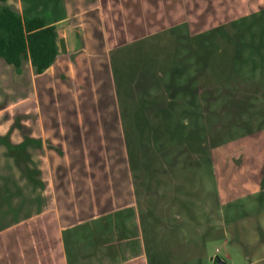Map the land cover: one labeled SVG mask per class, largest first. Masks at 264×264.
<instances>
[{
	"label": "rangeland",
	"instance_id": "1",
	"mask_svg": "<svg viewBox=\"0 0 264 264\" xmlns=\"http://www.w3.org/2000/svg\"><path fill=\"white\" fill-rule=\"evenodd\" d=\"M85 2L59 13L70 18L58 26L61 54L46 72L35 75L24 60L16 73L0 59V264H34L29 245L49 236L55 208L85 204L87 190L113 192L120 205L130 192L137 213L153 224L151 262L164 250L171 264H196L197 256L200 264H218L216 256L224 264H264V123L256 112L264 96L251 90L258 97L247 100L245 93L255 84L264 93V15L261 35L254 26L253 38L238 40L242 60L234 63L229 95H218V86L205 92L194 79L198 64L189 67L195 59L188 46L217 27L231 31L229 23L264 11V0H140L135 31L126 29L123 7L100 14L87 0L86 11L68 15ZM65 38L73 41L69 49ZM250 39L258 56L244 45ZM217 44L224 43L213 34L212 48ZM111 58L128 76L136 64L148 73V85L128 98L137 99V121L150 123L152 138L131 130ZM211 67L224 78L214 61Z\"/></svg>",
	"mask_w": 264,
	"mask_h": 264
},
{
	"label": "trees",
	"instance_id": "2",
	"mask_svg": "<svg viewBox=\"0 0 264 264\" xmlns=\"http://www.w3.org/2000/svg\"><path fill=\"white\" fill-rule=\"evenodd\" d=\"M263 15L264 11H260L258 14H251L250 18H240L237 21L229 23L228 27L231 31H228L224 26L217 27L214 30L208 31V33H200L196 35L192 38L191 41L188 42L190 53L194 54L195 59L189 67L192 68V66L198 64L197 68H193V71L196 73H194L195 75L193 76L194 79L196 78L199 81V83L207 86L205 92H207L208 87H213L212 90H214V87L218 86L220 89L218 95L223 94V92H225V95H229L227 88H229L230 83L232 84V82H230V75L234 71V63L235 61L240 62L242 60L241 51L243 44L239 43L238 40L243 38L244 34L248 35L250 38H253L256 32L255 30H253L254 28H252L254 26L260 29L259 34L261 35V32H263V27L260 23V20H262ZM243 21H248L246 24H244V27L241 26ZM245 31L249 32L245 33ZM213 34L214 36H218L220 41H223L224 43L223 45L217 44V50L215 48H212L211 45ZM244 45L245 47H247V49H250L251 54L255 53L257 56L259 55V51L257 49L258 44L254 45L251 39ZM58 54L59 46L57 27L53 23H51L45 15H20L6 4V0H0V58L3 59L7 64L11 65L16 73H21L23 61L29 60L33 73L35 75H41L54 64ZM111 61L114 74L116 89L115 91L118 97V102L120 108L122 106L126 107L125 111L128 113L132 125L131 130H135L138 139H141L144 136L152 138L154 136V129L151 128L150 123L144 120L137 121V119L140 118L136 113L139 108L138 104H135L137 99L129 100L128 98L135 87H138L140 85H148V82H146V80L148 79V73L146 72V70L141 69L142 67L140 68V65L136 64V70L130 71L134 74L133 78V76L130 74L128 76V72L118 71L114 58H111ZM212 61H214V67L219 71H222L224 78H221L220 74L214 73V69L213 67H211ZM155 64L157 66L160 65L158 62H156ZM137 65L139 66V69H137ZM177 65L174 66L176 70H178V68L179 70L183 68L179 65V67H177ZM174 68L172 67L171 71ZM154 83L158 86L157 80H155ZM168 84L171 85L172 83L170 82ZM184 87L186 88L187 85H184ZM260 88L261 86L258 84H255L254 86H245V93H247L248 96L247 100H250L252 98V94L250 92L253 91L251 90H255L256 94L258 92V94L260 93V96L263 97L264 93ZM128 91L130 92L128 93ZM188 92L189 98H191L190 102H192L193 95L191 91ZM224 94L222 95V97L225 96ZM144 95L145 94H142L141 96ZM220 97L221 96H218V98ZM257 97L258 95H256L255 98L253 97L252 99L256 100ZM130 101L131 107L126 105ZM247 105H249V102L247 103ZM131 109L133 111L132 113ZM256 112H259L262 118V122L264 123V107H257ZM147 117L148 116L146 114L142 116L143 119ZM6 143H9V141H7ZM6 146L12 149V151L16 149V146L12 147L7 144ZM126 147L128 149V143L126 144ZM147 157L148 156H146V158ZM128 158L129 161L132 158L131 151L129 149ZM26 159L30 162L29 156H26ZM26 171L29 176L30 173L28 171V168L26 169ZM30 180H32V178ZM36 182V184H38V187L44 188V184L42 182H38L37 180ZM138 216L144 246L146 247V253L149 256V238L152 242L153 240H155L154 233H152L153 224L148 223L146 217L143 214L140 213L138 214ZM152 254L150 255L151 257L153 256ZM171 257L172 254L170 251L157 253L156 262H163L164 259L166 260L165 262L170 263L171 261L169 260ZM195 261L196 264H200V257L197 256ZM214 262L216 261L214 260Z\"/></svg>",
	"mask_w": 264,
	"mask_h": 264
},
{
	"label": "crops",
	"instance_id": "3",
	"mask_svg": "<svg viewBox=\"0 0 264 264\" xmlns=\"http://www.w3.org/2000/svg\"><path fill=\"white\" fill-rule=\"evenodd\" d=\"M12 1L13 3L11 4L9 0H6V4L20 15H45L48 20L57 27L58 44H60L59 39L63 37L58 26L70 18L68 16L64 17V15L58 17L59 13L63 11L65 7H69L70 5L73 6V3L79 1L86 2L82 7L78 6L73 15L69 12L68 15H71V18L86 11L85 8L87 9V6L89 8L87 0ZM147 1L151 2L152 0ZM103 7L106 10L117 8L118 14L122 12L121 7H123L129 19L126 29L128 31H135L136 21L134 17L142 12L140 0H93L92 8H95L96 11L98 10L99 13H103L101 10ZM77 30L78 29L75 31L76 36L79 35ZM87 39L88 37L84 40ZM64 40L67 43V49H69L70 47L68 46H72L73 44L72 39L65 38ZM92 42H94L96 46L99 45L94 40H92ZM92 42L89 44H92ZM85 44H87L86 41ZM60 54L61 53L58 54L54 64L58 60ZM47 185L53 187L52 183H48ZM54 189L58 190L56 185ZM129 193L126 192L122 195V197L127 195L131 198L125 205L118 204V198H120V196L115 195L113 192L102 191L98 196H92L90 190H87L83 193V197L85 198L83 201L86 202L85 204H81L78 207L76 202H74V205L72 204L73 206L67 210L68 213H66L67 211H58L56 207L51 219L53 229L51 228L52 231L49 236L45 237V235H40L33 244L29 245L32 249L31 259L33 263L171 264L162 261L159 263L150 261V258L152 259L150 255L153 252L149 249V256L146 253L139 216L135 208V200L128 195ZM68 196H71L72 199V193L66 195L67 198ZM57 199L59 200L60 198L56 195H52L50 198L52 201H57ZM162 252L167 251L163 250Z\"/></svg>",
	"mask_w": 264,
	"mask_h": 264
},
{
	"label": "water",
	"instance_id": "4",
	"mask_svg": "<svg viewBox=\"0 0 264 264\" xmlns=\"http://www.w3.org/2000/svg\"><path fill=\"white\" fill-rule=\"evenodd\" d=\"M214 260H215L216 263H218V264H224V262H223L218 256L214 257Z\"/></svg>",
	"mask_w": 264,
	"mask_h": 264
},
{
	"label": "built area",
	"instance_id": "5",
	"mask_svg": "<svg viewBox=\"0 0 264 264\" xmlns=\"http://www.w3.org/2000/svg\"><path fill=\"white\" fill-rule=\"evenodd\" d=\"M215 252L218 253L219 252V249H216Z\"/></svg>",
	"mask_w": 264,
	"mask_h": 264
}]
</instances>
